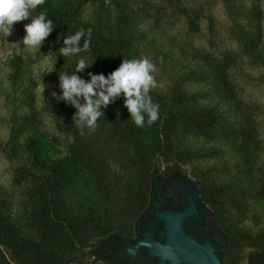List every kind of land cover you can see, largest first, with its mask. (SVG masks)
<instances>
[{"label":"trees","instance_id":"obj_1","mask_svg":"<svg viewBox=\"0 0 264 264\" xmlns=\"http://www.w3.org/2000/svg\"><path fill=\"white\" fill-rule=\"evenodd\" d=\"M220 1L242 53L264 68L262 0ZM41 12L54 27L42 50L53 55L56 93L40 94L22 54L4 62L10 117L0 149L15 164L18 197L0 182V264H129L123 246L145 230L164 241V223L153 227L151 209L173 197L154 167L173 162L191 169L216 215L226 243L217 247L222 263L244 264L255 251L256 264H264V139L232 77L235 54L214 57L180 41L152 0H44L31 14ZM200 15L214 32L204 8L187 14L190 25L197 27ZM28 23L31 17L22 21V39ZM81 28L91 29L90 51L61 56L63 37ZM80 57L90 65L77 73L86 80L89 72L107 76L124 58L147 57L155 65L158 86L149 94L159 119L137 127L121 96L82 134L73 125L76 109L59 98V72L71 74ZM43 109L60 116L64 139L47 129Z\"/></svg>","mask_w":264,"mask_h":264},{"label":"rangeland","instance_id":"obj_2","mask_svg":"<svg viewBox=\"0 0 264 264\" xmlns=\"http://www.w3.org/2000/svg\"><path fill=\"white\" fill-rule=\"evenodd\" d=\"M158 11L164 27L169 33L176 36L180 41L190 43L199 48L204 53L214 57H222L225 51H231L237 57L236 70L233 72V79L243 101L251 108L256 118L259 130L264 139V68L257 62L247 58L241 51L237 40V34L228 19L225 7L220 0H177L176 3H169L162 0H152ZM264 9V0H262ZM204 8L213 16L212 26L214 32L210 30V22L202 15L196 20L197 27L190 25L187 14L195 10ZM22 21L13 25L12 34L6 36L0 31V141L6 142L9 137L8 118L10 110L7 106V93L9 89L7 75L8 68L4 62L14 52L22 54L33 66V72L38 81L41 95L56 93L53 75V55L42 50L41 47L35 49L27 48L22 42ZM42 119L50 132L59 138L65 136L58 130L60 116L54 112L43 109ZM165 178L173 181L169 188V193L173 196L181 188L188 190L192 195L200 196L201 186L196 179L190 176V168L183 167L178 163L156 164L154 167ZM15 164L10 160L6 151L0 149V182L7 188L14 191L18 197V189L12 185V176ZM179 174L184 176L183 181ZM204 213L208 221L209 229L213 233V239L217 247L224 248L226 243L222 230L220 229L215 213L204 205ZM244 264H256L259 260L255 251H247ZM96 264V263H94Z\"/></svg>","mask_w":264,"mask_h":264},{"label":"clouds","instance_id":"obj_3","mask_svg":"<svg viewBox=\"0 0 264 264\" xmlns=\"http://www.w3.org/2000/svg\"><path fill=\"white\" fill-rule=\"evenodd\" d=\"M44 3V0H0V31L6 36L12 34L13 25L31 17V23L25 24L26 35L23 45L35 49L41 47L53 32L54 27L46 12L33 16L31 13ZM60 39V38H58ZM83 46L81 47V41ZM91 29L81 28L74 34L63 37L60 55L67 58L80 56L90 51ZM90 67L87 57H80L71 74L59 72L60 100L73 106V125L83 129L95 130L98 119L104 115L103 109L114 103L118 97H124V106L137 127L151 126L159 119V105L153 103L150 92L158 86L153 72L155 65L147 57L124 58L120 66L107 76L103 73H88L90 79H83L77 73H83Z\"/></svg>","mask_w":264,"mask_h":264},{"label":"water","instance_id":"obj_4","mask_svg":"<svg viewBox=\"0 0 264 264\" xmlns=\"http://www.w3.org/2000/svg\"><path fill=\"white\" fill-rule=\"evenodd\" d=\"M194 214L196 205L193 201L189 209L180 213L157 211V216L164 222V241L155 239L152 232L147 233L143 241L128 248L127 254L135 259L136 252L144 247L161 264H223L211 241L201 243L184 229L185 220Z\"/></svg>","mask_w":264,"mask_h":264},{"label":"flooded vegetation","instance_id":"obj_5","mask_svg":"<svg viewBox=\"0 0 264 264\" xmlns=\"http://www.w3.org/2000/svg\"><path fill=\"white\" fill-rule=\"evenodd\" d=\"M162 176L165 182L171 183L168 186L167 194L169 197H173V199L168 200V197L167 198L161 197L159 201L158 200L155 201L154 208L151 209V212L155 213V221L153 220L154 223H152L154 225L153 227L159 226V224L163 222L157 216V211H161V212L173 211L175 213H180V212H183L189 209L191 206V201H193V203L196 205V214L190 216L189 218L185 220L184 225H183L184 229L187 231L188 234L195 237L199 242L205 243L206 241H211V243L217 247L213 239V233L209 229L208 221L204 213L205 207H204V204L200 196H198L197 194L192 195L191 192L183 188H181L180 191L175 194V196L171 195L169 193V188L172 186L173 181L170 180V178L169 179L165 178L164 175ZM179 177L183 181H186V179H184V176H182L181 174H179ZM138 230L140 231L141 227H139ZM150 232H152L154 236L153 228H151V230H148V231L145 230L142 234L143 236L140 237L135 243H128V245L126 244L123 246L124 254L125 256L129 258L128 259L129 264H161L160 261L156 257L151 256L149 254V251L144 247L139 248V250L136 252L135 259H132L127 254V250L129 247L131 246L133 247L135 246L137 242L143 241L145 234L150 233ZM209 232L211 233L210 237H208ZM161 237H162V232H161ZM154 238L156 239L155 236ZM119 243H121L122 245V242H119ZM91 264H94V263H91Z\"/></svg>","mask_w":264,"mask_h":264}]
</instances>
